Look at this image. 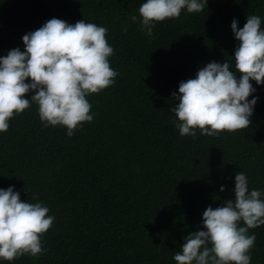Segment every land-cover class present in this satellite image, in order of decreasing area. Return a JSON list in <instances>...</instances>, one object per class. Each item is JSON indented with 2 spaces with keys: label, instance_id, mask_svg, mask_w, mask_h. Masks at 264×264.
<instances>
[{
  "label": "trees",
  "instance_id": "trees-1",
  "mask_svg": "<svg viewBox=\"0 0 264 264\" xmlns=\"http://www.w3.org/2000/svg\"><path fill=\"white\" fill-rule=\"evenodd\" d=\"M144 2L0 0V56L24 50L23 35L51 18L85 20L108 29L119 73L87 97L94 119L71 137L66 126L45 127L35 102L0 132V188L15 186L55 217L41 236L45 253L0 264H178L184 236L203 227L207 207L235 198L237 172L264 190V85L252 81L259 100L246 129L181 135L172 111L179 83L207 63L228 61L242 75L231 24L242 28L248 15L264 21V0H208L203 11L156 22L151 38ZM248 231L256 235L251 264H264V225Z\"/></svg>",
  "mask_w": 264,
  "mask_h": 264
},
{
  "label": "clouds",
  "instance_id": "clouds-1",
  "mask_svg": "<svg viewBox=\"0 0 264 264\" xmlns=\"http://www.w3.org/2000/svg\"><path fill=\"white\" fill-rule=\"evenodd\" d=\"M205 5L208 0H145L139 8L143 30L151 38L156 22L178 18L182 10L203 11ZM262 24L259 15H248L242 28L238 19L232 21L240 42L234 50L235 67L242 75L230 70L228 61L213 60L194 78L179 83L178 93L172 94L178 101L172 111L179 118L181 135L195 137L197 128L202 135H217L249 127L259 100L252 81L264 85ZM107 32L85 20L72 24L54 17L23 35L24 50L15 47L0 56V132H6L10 119L32 102L38 104L45 127L66 126L70 137L83 122L93 121L87 97L115 84L119 75L110 66L114 49ZM225 188L221 185L220 191ZM233 191L234 199L208 206L203 227L184 236L182 251L174 256L178 264H251L256 235L248 230L264 225V190L250 189L248 176L239 171ZM49 213L43 203L22 200L15 186L0 188V259L11 262L25 254L45 253L41 236L55 220Z\"/></svg>",
  "mask_w": 264,
  "mask_h": 264
}]
</instances>
